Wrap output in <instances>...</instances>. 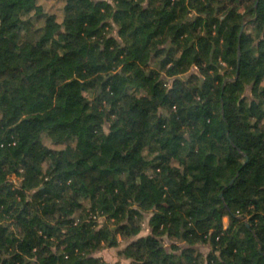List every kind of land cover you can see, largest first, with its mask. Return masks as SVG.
<instances>
[{"label": "trees", "instance_id": "obj_1", "mask_svg": "<svg viewBox=\"0 0 264 264\" xmlns=\"http://www.w3.org/2000/svg\"><path fill=\"white\" fill-rule=\"evenodd\" d=\"M61 1L0 0V264H264V0L251 34L233 0Z\"/></svg>", "mask_w": 264, "mask_h": 264}, {"label": "rangeland", "instance_id": "obj_2", "mask_svg": "<svg viewBox=\"0 0 264 264\" xmlns=\"http://www.w3.org/2000/svg\"><path fill=\"white\" fill-rule=\"evenodd\" d=\"M233 1L234 2L231 3V5H237L238 8L241 9L242 11L245 10L246 3L244 1H242V0H233ZM40 2L42 4H44L45 9L48 13L50 22L62 21L64 4L61 0H40ZM229 2H230V0H229ZM246 12H247V14H246L247 16H246V19L244 20V23L246 25V30L251 34L252 27H253V23L251 20L254 18V16H253L251 10L248 9V11H246ZM261 85L264 86V82ZM247 94L252 96V93L249 91L247 92ZM260 129L264 130V120L260 124ZM105 131H106V134L109 136V138L112 140V142L115 145H117V146L121 145L120 137L115 135V133H113L109 129L108 125H106ZM44 142L46 143V145L51 146V147H55V148L63 147V145L55 144L52 141V139L47 135L44 136ZM126 163H127V161L125 159H119L115 162V165H125ZM46 168H47V170H50L51 164L47 163ZM10 180L12 182H14L15 184L20 183V179L16 175L10 176ZM226 222L228 223V219H226ZM143 226H144V228H143V231L141 232V234H147L150 231L147 219L144 221ZM125 244H126L125 241H121V244L118 247H108V246L104 247L101 251L98 252L97 255L101 256L109 264H129V260H126L124 257H121V255L119 253V250H121L123 247H125ZM196 247L203 254H207L211 250V247L209 244H197Z\"/></svg>", "mask_w": 264, "mask_h": 264}, {"label": "water", "instance_id": "obj_3", "mask_svg": "<svg viewBox=\"0 0 264 264\" xmlns=\"http://www.w3.org/2000/svg\"><path fill=\"white\" fill-rule=\"evenodd\" d=\"M248 160H249V157L247 156V159H246V161H248ZM234 181H235V178H234V179H232L230 183H231V184H233V183H234Z\"/></svg>", "mask_w": 264, "mask_h": 264}]
</instances>
